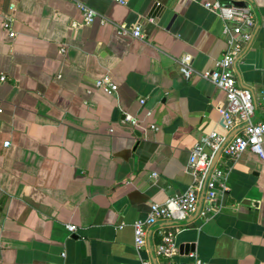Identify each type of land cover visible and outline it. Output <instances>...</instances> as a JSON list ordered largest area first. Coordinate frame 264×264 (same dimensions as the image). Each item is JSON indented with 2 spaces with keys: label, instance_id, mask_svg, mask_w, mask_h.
<instances>
[{
  "label": "crops",
  "instance_id": "crops-1",
  "mask_svg": "<svg viewBox=\"0 0 264 264\" xmlns=\"http://www.w3.org/2000/svg\"><path fill=\"white\" fill-rule=\"evenodd\" d=\"M79 1L98 11L93 22ZM212 1L0 0V264H165L155 253L165 226L179 228L177 260L264 264V159L250 149L223 157L229 190L204 197L206 213L157 222L135 244L151 203L194 181L196 143L239 130L225 127V94L200 74L227 47ZM227 1L256 14L236 73L262 120L264 0ZM105 73L117 92L95 86Z\"/></svg>",
  "mask_w": 264,
  "mask_h": 264
},
{
  "label": "built area",
  "instance_id": "built-area-1",
  "mask_svg": "<svg viewBox=\"0 0 264 264\" xmlns=\"http://www.w3.org/2000/svg\"><path fill=\"white\" fill-rule=\"evenodd\" d=\"M118 1L125 2V0ZM206 5L221 17L223 33L228 35V38L227 47L216 59L215 65L203 70L200 74L211 80L225 94L226 105L221 110L225 127L229 131L236 127H239V130L233 131L230 135L212 130L196 143L188 165L195 179L187 190L181 195L170 196L163 202L151 203L147 217L135 221V244L139 249L145 245L151 225L167 221L176 226L180 221L197 212L202 193L204 197L212 201L229 190L227 172L222 167L223 157L235 159L250 149L264 159V119H254L256 105L253 91L239 82L236 73V61L245 45L254 36L255 11L247 4L227 0H214L207 2ZM79 7L87 23L93 22L99 16L95 8L83 1H79ZM5 26L10 29V35L15 36L12 24L6 22ZM121 32L139 38L144 37L140 25L132 27L121 25ZM182 71L187 75L190 74L192 68L189 63L183 64ZM1 78L6 79L4 75ZM95 86L110 93L117 92L119 89L118 83L110 73L96 78ZM141 101L145 102L144 99ZM127 118L133 123L137 122L131 115ZM5 144L9 145L10 141H6ZM209 209L210 206L201 208L200 211L206 213ZM68 227L71 231L77 228L73 224H69ZM171 227L165 226L160 230L161 240L155 247L158 258L165 259V264H209L195 253L191 254L193 260L190 262L175 259L179 228ZM143 264L151 263L144 261Z\"/></svg>",
  "mask_w": 264,
  "mask_h": 264
},
{
  "label": "water",
  "instance_id": "water-1",
  "mask_svg": "<svg viewBox=\"0 0 264 264\" xmlns=\"http://www.w3.org/2000/svg\"><path fill=\"white\" fill-rule=\"evenodd\" d=\"M156 8H158L159 7V4L158 3H156V6H155ZM203 198H204V193H202V195H201V198H200V202H199V206H198V210H197V212L196 213H199L200 212V210H201V208H202V204H203Z\"/></svg>",
  "mask_w": 264,
  "mask_h": 264
}]
</instances>
